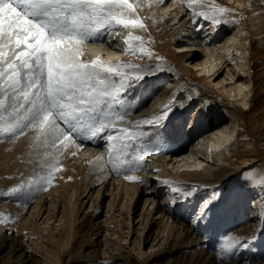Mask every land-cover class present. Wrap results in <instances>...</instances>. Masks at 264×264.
I'll return each mask as SVG.
<instances>
[{
	"label": "rangeland",
	"instance_id": "1",
	"mask_svg": "<svg viewBox=\"0 0 264 264\" xmlns=\"http://www.w3.org/2000/svg\"><path fill=\"white\" fill-rule=\"evenodd\" d=\"M157 1L129 0L135 12L126 18L137 19L143 28L113 24L78 45L79 62L98 60L121 66L127 73L137 70L134 76L144 77L131 80L122 92L117 87L121 82L112 77V96L118 93L120 103L107 98L100 105L105 113L114 114L115 128L110 124L106 130L113 132L114 138L116 129L144 132L123 148L122 162L115 168L109 162V156L115 155L112 142L103 133L91 141L79 137L65 141L60 136L53 146L45 142L38 126L25 127L23 117L8 124L11 108L0 111L5 118L0 128V264H221L219 238L225 235L238 237L244 245L231 255L230 264H264V191L255 189V183H262L264 178V60L257 52L264 55V38L260 41L256 37L258 31L264 35V0H242V9L233 0ZM173 2V9L164 14L162 8ZM200 13L214 16L219 23L204 19ZM184 34L190 36L185 39L190 44L186 53L178 54ZM210 35H221L217 45L229 36L236 38L235 42L242 44L243 55L251 56L254 79L242 77L238 85L251 88V108L243 117L258 159L252 167L229 174L222 182L201 183L194 197L174 205L176 194L172 189L184 186L179 182L186 177L176 176L177 167L171 159L187 155L192 142L200 137L188 129L192 119L197 125L193 131L206 126V121L212 124L215 117L208 106L216 98L229 111L228 118L241 121L237 118L241 109L215 87L224 76L212 84L188 62L193 50L203 47L201 42ZM119 44L123 45V54L111 58L109 52ZM141 49L150 55L142 56ZM200 59L206 60V56L202 54ZM229 63L225 71L231 76L237 74L238 65L247 69L236 54ZM142 70L148 74H140ZM168 84L169 98L164 104L175 96V107L191 95L188 104L174 114L170 112L162 127L138 124L158 116L164 104L153 114L144 111L158 95L165 94ZM200 91L207 96L197 97ZM111 102L113 108L107 107ZM20 103L25 102L21 99ZM121 113L123 120L116 118ZM254 113L259 116L258 126H254ZM228 118L220 122L224 124ZM240 134L244 133L238 129ZM237 147L235 144L229 148L234 151ZM50 173L53 179L45 184L41 177ZM126 176L136 179L128 180ZM190 178L200 177L196 173ZM22 183L26 188L39 183L42 190L33 193L32 199L8 195L11 188ZM190 190L180 187V191ZM213 194L217 198L208 206L205 217L194 223L201 202Z\"/></svg>",
	"mask_w": 264,
	"mask_h": 264
},
{
	"label": "snow or ice",
	"instance_id": "2",
	"mask_svg": "<svg viewBox=\"0 0 264 264\" xmlns=\"http://www.w3.org/2000/svg\"><path fill=\"white\" fill-rule=\"evenodd\" d=\"M134 12L129 0H0V111L12 109L7 123L23 117L21 122L25 127L38 126L45 142L53 146L60 136L65 141L69 137L90 141L103 133L112 142L111 150L115 153L109 156V162L114 168L120 164V152L130 140L141 137L144 132L116 129L114 138L113 132L106 131L110 124L115 128L113 117L105 113L100 105L107 98L120 103L118 97L112 96V77L119 79L122 88L131 80H142L144 77L129 75L121 66L105 65L98 60L90 64L79 62L76 53L78 45L85 39L92 38L95 32L110 28L113 24L143 28L144 25L137 19L126 18ZM196 15L193 12V16ZM199 15L219 23L207 13ZM5 48L9 51H4ZM141 55L148 56L150 53H144L141 49ZM21 99L25 103H20ZM175 99L173 96V100L159 110L157 117L137 123L162 127ZM116 118L123 120V114H118ZM4 119L0 115V128ZM61 123L65 125L64 128H61ZM125 178L136 179L132 176ZM41 179L47 184L53 177L50 173ZM163 183L168 185V181ZM180 187H190L191 190L180 191ZM180 187L172 189L176 194L174 205L194 197L198 192L196 185ZM41 190L39 183L30 184L27 188L22 183L11 188L8 195L32 199L33 193ZM216 198V194H213L210 199L201 202L194 223L205 217L208 206ZM219 239L221 264H225L226 260L230 264L231 255L238 247L244 246L243 242L238 237L228 235ZM229 240L232 242L228 243Z\"/></svg>",
	"mask_w": 264,
	"mask_h": 264
},
{
	"label": "bare ground",
	"instance_id": "3",
	"mask_svg": "<svg viewBox=\"0 0 264 264\" xmlns=\"http://www.w3.org/2000/svg\"><path fill=\"white\" fill-rule=\"evenodd\" d=\"M157 3H161V0H158ZM233 3H238V6L239 7L241 6L239 9H242L243 7L242 0L241 1L233 0ZM174 4L176 3L173 2L169 6L162 8V12L165 14L172 8ZM260 28H261V25L259 28L256 29V31L259 30ZM199 29H203V27H200ZM212 29L211 31H213ZM220 36L212 37L210 35V37L207 40L201 42L202 43L201 46L203 47L193 50L194 52L192 56L188 59L189 60L188 62L190 63L191 68H194L196 71L203 73L201 76L202 78L204 79L210 78L211 79L210 83L213 81L212 84H214V81H216V79L219 76L221 75L224 76V78H222L219 82H217V84L215 83L216 84L215 87L217 88V92L221 96H223L225 99L228 96L231 97L233 104H236V106L241 109L240 113L237 115L238 116L237 118H239L241 121L240 123H237L236 120L232 116L231 117L229 116L228 118L227 115H229V111L226 110L225 107L221 105L222 103H219L218 99L215 98L210 101L209 106H208L209 108H211L213 117H215L214 122L210 125H207V121H206V126L203 125L202 129L198 128L196 131H193L195 129L194 127L197 126L195 123L193 124V127H190L191 129L193 128L192 130H190L191 133L194 132L195 137L197 136H200V137L196 141L192 142V148L189 150L187 155L182 156V157L180 156L181 158L176 157L175 159H171V163L173 162V165L177 167L176 173L178 174L176 176L186 177V179H182L183 182L182 183L179 182V184L197 185L198 189L201 188V183L210 184L214 182H222L223 180L226 179V177L229 174L231 175V174H234L238 170L242 171L244 169L252 167L258 159L256 147L254 143L252 142L251 138L249 137V131H247L248 123L244 121V117H243L246 111L250 110L251 108L250 107L251 88L243 87L245 86L243 85V83L238 85L242 77H247L249 78L250 81H253L254 79L250 73L251 72L250 70V64H251L250 57L251 56L243 55L244 49L242 48V44L239 42V40L235 42L236 38L232 36L227 37L226 40H224L223 42H220V44L217 45L218 40L221 38ZM256 37L257 39L261 41L264 38L263 32L258 31L256 33ZM182 38L184 39L179 40V43H181V45L178 47V50H177L178 54L182 52L186 53V50L188 47L187 44H190L188 40H185V39L190 38L189 35L184 34ZM113 47H115L116 50H114V52H109V56L111 58L116 59L121 54H123L122 51L124 50V48H123V45H120V44L113 46ZM257 52L259 54V59L264 60V55L260 53V50ZM202 54L203 56L204 55L206 56V60L200 59V56L202 57ZM234 54L237 55L239 63H241L242 61L245 64V66H247V69H244L242 68V66L238 65L239 69L236 70L237 74L235 75V77L234 75L231 76L227 71H225L226 68L230 66L231 63H229V61H231ZM136 71L131 70L128 74L134 76V74H137ZM146 73L148 74V71H144V70L140 71V74H146ZM174 80H171V81H174ZM129 83L130 82L126 83L123 88L121 87V83L117 84V87L119 88V92H122L125 88H127ZM169 87H170L169 84L168 86H165L164 90H167V89L168 90L165 92V94L158 95L154 99V101L144 111L145 114H153L154 110H158V107H161L164 103H166L165 100L168 97L166 95L169 94ZM112 90L114 92V89ZM119 96L120 95L118 93L115 94V97L119 98ZM202 96H207V94H205L203 91H200L197 97H202ZM238 96L240 97L238 98ZM113 97H114V93H113ZM190 98H191V95H189L188 99L185 100L184 102L181 100H180L181 102L178 101V104L175 107H173L171 114H174L175 112L183 109V107L188 104V101L190 100ZM112 105H114V103L112 104L111 102L109 105H107V107L113 108ZM200 112H201V108H200V105H198L197 113H200ZM254 112H256L255 109H254ZM217 118H218V121L216 120ZM225 118H228V120L224 124H222L220 121L224 120ZM258 118L259 116L256 113H254L253 115L254 126H258V124L260 123ZM192 122H194L193 119L191 123ZM190 128L188 127V129ZM238 129L242 130L244 134L242 135L240 134L241 136H238ZM261 136L262 135H260L259 138H261ZM235 144L239 145V148L238 147L234 148L235 150L232 151V149H230L229 147L234 146ZM77 146L80 147V145H77ZM127 151L128 150H126V152ZM215 161L219 163L218 164L214 163ZM212 167H215V169H211ZM196 173L199 174L200 178L191 179L190 177L192 176V174H196ZM258 188H261L264 191V183H260V184L255 183V189H258ZM2 229H3V226H0V232Z\"/></svg>",
	"mask_w": 264,
	"mask_h": 264
}]
</instances>
